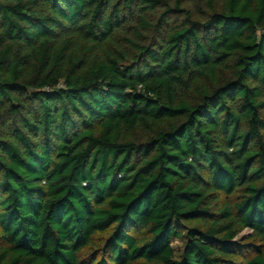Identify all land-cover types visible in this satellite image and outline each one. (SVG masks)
<instances>
[{
    "label": "trees",
    "instance_id": "1",
    "mask_svg": "<svg viewBox=\"0 0 264 264\" xmlns=\"http://www.w3.org/2000/svg\"><path fill=\"white\" fill-rule=\"evenodd\" d=\"M0 264H264V0H0Z\"/></svg>",
    "mask_w": 264,
    "mask_h": 264
},
{
    "label": "rangeland",
    "instance_id": "2",
    "mask_svg": "<svg viewBox=\"0 0 264 264\" xmlns=\"http://www.w3.org/2000/svg\"><path fill=\"white\" fill-rule=\"evenodd\" d=\"M252 230L245 229L243 230L235 239L236 242L241 243L244 239L250 237L252 235ZM186 236L183 235L181 238L173 239L172 245L174 247V251L177 257L182 256L185 245H186Z\"/></svg>",
    "mask_w": 264,
    "mask_h": 264
}]
</instances>
